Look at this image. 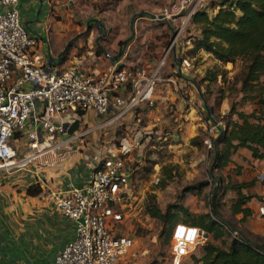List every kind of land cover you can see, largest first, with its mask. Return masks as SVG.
I'll use <instances>...</instances> for the list:
<instances>
[{"label": "built area", "instance_id": "obj_1", "mask_svg": "<svg viewBox=\"0 0 264 264\" xmlns=\"http://www.w3.org/2000/svg\"><path fill=\"white\" fill-rule=\"evenodd\" d=\"M217 1L232 0H168L159 14L137 16L133 20L134 36L141 19L165 25L169 31L170 39L158 64L151 71L126 66L125 52L105 72L94 76L72 68L56 73L40 64L35 57L37 39L20 21L18 0H0V171L12 174L29 170L36 162L63 159L65 146L78 142L84 146V140L96 129L131 115L136 120L161 104L159 90L177 87L175 76L164 73L169 57H174L177 74L190 68L189 59H176L178 45L190 43L185 34L193 16L207 11ZM104 56L112 57L107 53ZM87 112L98 116L100 124L68 136L67 127L75 116ZM65 117L70 120L68 124ZM30 120L36 129L28 131ZM136 123L127 127L104 154L97 155L84 187L69 184L64 191L55 193V209L75 224V237L58 251L55 264H138L136 238L116 235V226L131 220L135 205L130 191L132 171L127 162L133 153L142 157L146 145ZM207 127L203 144L210 149V138L218 135L220 126L210 123ZM23 133L27 143L19 154L11 142ZM63 136L67 139L57 141ZM257 179L263 181L264 173H259ZM257 214L264 217V205ZM202 232L197 227L176 224L171 236L170 264H182L203 244Z\"/></svg>", "mask_w": 264, "mask_h": 264}, {"label": "rangeland", "instance_id": "obj_2", "mask_svg": "<svg viewBox=\"0 0 264 264\" xmlns=\"http://www.w3.org/2000/svg\"><path fill=\"white\" fill-rule=\"evenodd\" d=\"M109 2L108 0L92 1V11L84 9L83 2V23L77 25L83 27V42L91 43L92 48H96V41L102 43L103 38L111 41L113 32L117 33L125 29L129 21L128 16L135 19L144 11L155 14L157 12L155 10L164 7L168 0H120L118 8L117 4L112 5ZM217 2L213 4H218ZM111 6L113 8H110ZM130 8L133 16H131ZM96 21L101 23L102 33H99L97 29L99 24ZM195 34L192 26L186 31L185 36L192 37ZM71 42L64 43L63 49H67ZM108 43L103 44V47L106 48ZM163 51L164 49L157 56H153L157 63ZM189 60L190 68L177 76L178 87L176 89L171 87L170 92L167 91L165 94L162 88L159 92L166 101L161 104L159 102L155 108L144 112L142 117H139L141 118L139 123H136L139 118L135 120L132 117L115 124L109 123L88 136L84 140V146L80 142L71 145L74 150L77 148L82 154L87 155L89 164L92 165L93 161L98 158L97 155L104 154L105 150L115 143L113 141L117 140L127 127L130 129L136 123L135 128L143 131L142 142L146 138V142L144 141L146 145L141 152L142 157H137L136 153H133L127 162V167L131 171L136 170L134 176L131 177L130 185L131 199L135 202L133 217L122 226H116L118 230L116 235L136 238L135 250L138 252V264H170L171 260L172 241L166 244L165 236L162 235L165 224L162 220L152 219L146 212V203L151 196L155 197L156 205L162 213L166 212L168 205L179 203L195 215L209 212L208 193L212 183L209 177L211 154L203 144V140L207 136V126L210 123L214 125V122L208 118L206 109L214 111L211 118L213 116L216 119L215 122L223 127L229 107L231 104H236L239 99L237 89L240 87L242 76L240 62L234 65H224L215 61L212 56L203 53ZM168 62L170 63V57ZM171 73L170 70L165 72L166 75ZM213 76L216 77L215 81H210ZM196 86H199V89ZM248 108L246 107L245 110ZM89 115L87 119H82L78 115L81 119L79 131L87 127L95 128L102 121L92 113ZM65 118L68 124L70 120L68 117ZM89 118L92 120L90 121ZM145 127L146 129L143 130ZM194 138H197L198 147L192 143ZM11 144L13 145V141ZM150 165L152 169L147 171ZM162 167H165L166 171L163 172ZM213 174L223 178L224 184L227 178L234 183L246 178L245 172L241 170L214 171ZM161 181H164L166 185L164 188L159 187ZM204 182H208L209 186L198 194V185ZM224 200L228 201L229 197H225ZM219 212L244 237L248 240L251 238L254 240L253 243H258L256 238L250 236L244 224L239 223L230 214L227 204H223ZM252 228L255 235L261 232L259 222L254 223ZM203 244L197 246L183 261V264H194L193 257L201 256Z\"/></svg>", "mask_w": 264, "mask_h": 264}, {"label": "crops", "instance_id": "obj_3", "mask_svg": "<svg viewBox=\"0 0 264 264\" xmlns=\"http://www.w3.org/2000/svg\"><path fill=\"white\" fill-rule=\"evenodd\" d=\"M92 1L106 0H18L20 21L37 39L35 51L37 61L56 73L72 68L99 76L126 52L127 57L123 60L126 66L151 71L158 64L153 56L161 53L170 39L166 26L153 25L141 19L137 22V32L134 36L132 32L134 19L128 16L129 21L127 27L124 24L125 29L113 32L111 41L108 38L106 41L102 37V43L96 41V48H92L91 43L83 42V27L77 25L83 23V2L84 9L92 11ZM108 1L109 4H117V8L121 3L120 0ZM162 8L155 10L157 11L155 14L144 11L139 16L157 15ZM130 13L131 16L134 15L131 8ZM97 29L102 33L100 26ZM194 30L197 34L195 28ZM186 39L190 43L178 45L175 54L177 60L191 59L186 57V52L192 47L193 39L191 36H186ZM69 41L72 42L67 49H63V44ZM107 42L109 43L104 48L103 44ZM97 49L100 53H97ZM106 53L112 57L106 58L104 56ZM201 53L206 54L204 52L199 54ZM173 61L172 56L170 63H167V70L172 71L171 76H176L178 87L177 76L180 75L174 72L176 65ZM167 91L170 92V87H165L163 94ZM161 94L158 92L157 98L162 102L166 101ZM90 113L96 117L93 112H87L82 114L81 118L87 119ZM131 117L134 118L135 115L127 118ZM27 129L28 131L36 129L32 120L28 122ZM65 139L67 137L63 136L57 138V141ZM26 143L25 133L16 135L13 139V146L19 154ZM63 149L65 150L63 159L56 158L48 163L36 162L29 170L12 174L0 171V264H55L58 251L74 239L75 224L59 214L54 207L53 197L55 193L64 191L69 184L84 187L90 180L91 167L88 156L77 148L74 150L71 145H67ZM232 161V168H239L245 172L246 178L241 181L257 180L251 193L264 199V180L257 179L259 173H264V160L255 161L248 151L241 149L233 155ZM31 186H39L42 189L41 194L36 197L27 195V189ZM248 206L252 209L253 216L247 219L244 227L250 236L260 243L264 236V217L257 215L260 204L252 200ZM234 218L239 220L241 217L238 215ZM256 222H259L261 227V232L257 235L253 233L252 228ZM249 240L254 241L251 238Z\"/></svg>", "mask_w": 264, "mask_h": 264}, {"label": "trees", "instance_id": "obj_4", "mask_svg": "<svg viewBox=\"0 0 264 264\" xmlns=\"http://www.w3.org/2000/svg\"><path fill=\"white\" fill-rule=\"evenodd\" d=\"M217 3L193 16L192 25L197 34L192 36L193 45L186 52L188 58H196L200 52L210 54L224 65L240 62L242 68L240 87L237 89L238 102L229 107L226 121L218 135L210 138L209 177L212 183L208 193L209 212L195 215L179 203L168 205L166 212L162 213L154 196L147 200L146 212L152 219L162 220L165 224L162 235L165 236L166 244L171 240L173 228L178 223L197 227L208 234V239L201 247V256L193 257L194 264H264V236L260 243L249 241L219 212V208L227 204L230 214L234 217L239 215L241 218L238 222L244 224L253 216L248 206L252 200L260 206L264 205L261 196L251 193L257 180L234 183L227 178L224 184L223 178L213 174L214 171H239V168H232V157L241 149L248 151L255 161L264 160V0ZM97 53H100L99 49ZM215 79L213 76L210 81ZM196 87L199 89V86ZM246 107L250 109L245 110ZM206 111L208 118L217 125L216 119L213 116L211 118L214 111ZM196 140L194 138L192 143L198 147ZM151 169L150 165L147 171ZM162 169L166 171L165 167ZM135 171H132L131 177ZM165 186L164 181H161L159 187ZM207 186L208 182L199 184L198 194ZM41 192L39 186L27 189V195L33 197L39 196ZM225 197H229V200L225 201Z\"/></svg>", "mask_w": 264, "mask_h": 264}, {"label": "water", "instance_id": "obj_5", "mask_svg": "<svg viewBox=\"0 0 264 264\" xmlns=\"http://www.w3.org/2000/svg\"><path fill=\"white\" fill-rule=\"evenodd\" d=\"M97 23L99 24V26L101 27V23L99 21H97ZM79 130V118L78 116H75V120L71 123V125L69 127H67L66 130V134L68 136H72L75 132H77ZM202 237L207 240L208 239V234L205 232L201 233Z\"/></svg>", "mask_w": 264, "mask_h": 264}]
</instances>
